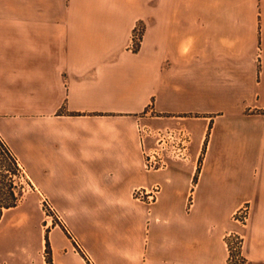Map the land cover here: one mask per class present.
<instances>
[{"label":"crops","instance_id":"crops-1","mask_svg":"<svg viewBox=\"0 0 264 264\" xmlns=\"http://www.w3.org/2000/svg\"><path fill=\"white\" fill-rule=\"evenodd\" d=\"M140 125L190 160L146 172ZM0 137L65 230L4 215L0 264H229L246 204L264 264V0H0Z\"/></svg>","mask_w":264,"mask_h":264},{"label":"built area","instance_id":"built-area-1","mask_svg":"<svg viewBox=\"0 0 264 264\" xmlns=\"http://www.w3.org/2000/svg\"><path fill=\"white\" fill-rule=\"evenodd\" d=\"M133 40H136L139 45L142 43V34L138 29H136ZM138 139L143 150L144 169L146 172L165 170L170 162L185 163L190 160L193 140L191 134L184 129L166 128L155 130L140 125L138 127ZM150 142L153 144L152 147H149ZM160 193L161 187L159 185L149 189L139 188L134 191V199L152 207L157 203ZM42 202L49 210L55 212L54 207L47 199L43 198ZM189 207H191V204ZM249 217L250 207L244 206L233 215V221L244 226L248 222ZM59 221L63 224L62 218H59ZM227 238L226 246L230 254V263L245 264L242 253V237L230 233ZM76 246L77 250L83 253L77 242Z\"/></svg>","mask_w":264,"mask_h":264},{"label":"rangeland","instance_id":"rangeland-1","mask_svg":"<svg viewBox=\"0 0 264 264\" xmlns=\"http://www.w3.org/2000/svg\"><path fill=\"white\" fill-rule=\"evenodd\" d=\"M139 47H140L139 43L136 40L135 41L133 40L131 49L133 51H137ZM21 170H22L21 175L19 178H17L16 182L20 188L21 187L23 188L24 197L22 201L19 203L18 207L10 211H6L4 213L5 217L2 221V224H6L10 222L27 224V225L34 226L36 229H40L41 232L44 234H47L48 232H50L51 228L60 227L63 229L62 223L61 221H59V218H62V217L56 212V210L55 212H52L51 210H49L46 207V205L43 204L42 202V199H43L42 195L46 196V194L36 189V187L32 184V182L26 175L24 168L21 167ZM52 202L55 205V202L53 200ZM244 206L250 207L249 204H246ZM250 216H251V208H250ZM249 223H250V217L248 219V222L244 226L239 225L236 222H234L233 217H232L230 221V227L228 228V231H226L225 242L227 243V239H228L227 236L230 233H233L237 235L238 237L239 236L242 237L241 241L244 247L245 232L248 229ZM47 226H49L48 230L46 229ZM45 253L47 254L46 255L47 260L50 262V247L49 246H47V250ZM242 253H243V250H242ZM228 254H229V251H228ZM33 256L34 258H37L38 253L34 251ZM244 260H245V264H249V262L245 258ZM228 262L229 264H231L230 254H229Z\"/></svg>","mask_w":264,"mask_h":264},{"label":"trees","instance_id":"trees-1","mask_svg":"<svg viewBox=\"0 0 264 264\" xmlns=\"http://www.w3.org/2000/svg\"><path fill=\"white\" fill-rule=\"evenodd\" d=\"M21 172L18 159L0 137V221L4 213L18 207L24 197L23 188L16 182Z\"/></svg>","mask_w":264,"mask_h":264}]
</instances>
